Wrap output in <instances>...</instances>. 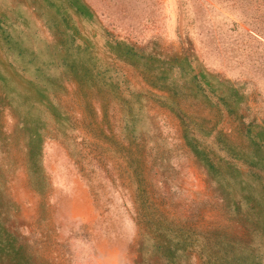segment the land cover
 Listing matches in <instances>:
<instances>
[{
	"label": "rangeland",
	"instance_id": "obj_1",
	"mask_svg": "<svg viewBox=\"0 0 264 264\" xmlns=\"http://www.w3.org/2000/svg\"><path fill=\"white\" fill-rule=\"evenodd\" d=\"M83 1L97 29L77 24L84 42L74 28L54 48L45 15L27 8L31 61L0 48L4 226L38 264H221L220 242L241 233L221 184L189 152L166 94L109 51L100 28L146 52L189 50L229 82L237 120L188 114L239 142L240 123L264 127V0ZM75 42L95 63L91 77L75 78Z\"/></svg>",
	"mask_w": 264,
	"mask_h": 264
},
{
	"label": "trees",
	"instance_id": "obj_2",
	"mask_svg": "<svg viewBox=\"0 0 264 264\" xmlns=\"http://www.w3.org/2000/svg\"><path fill=\"white\" fill-rule=\"evenodd\" d=\"M11 1L10 6L0 8V48L5 46L15 52L22 63L26 59L31 61L33 55L29 45L33 34L23 14L27 8L33 14L41 12V17L45 15L44 24L48 23L55 34L54 48L65 46L68 41L66 33L73 32L74 28L75 41L84 42L77 24H86L89 32H94L93 35L97 32L95 14L83 0ZM100 30L101 37H106L109 51L141 70L150 87L166 94L167 105H164L177 117L189 152L206 169L209 177L216 178L215 182L221 184L218 188L222 199L229 211H233L241 233L226 244L220 242L223 254L218 262L264 264V127L240 123L238 130L245 140L232 142L226 135L216 132L217 122L208 118L204 120L200 114L201 111L215 110L238 119L239 99L234 101L233 98L240 96L229 82L208 73L189 50L164 54L152 48L146 52L114 40ZM84 48L85 44L75 42V53L80 55H75L71 68L75 67L76 79L91 77L94 71L93 60L81 55L85 52ZM193 109L200 112L194 119L188 114ZM3 220L0 214V264H38L32 255L28 256L26 252L20 254L26 246L16 244ZM182 248L179 247L180 250ZM160 249L170 255L168 247L165 250L164 246H160Z\"/></svg>",
	"mask_w": 264,
	"mask_h": 264
}]
</instances>
